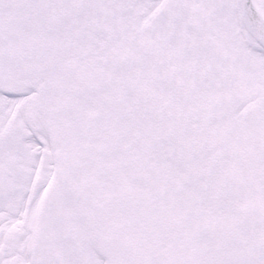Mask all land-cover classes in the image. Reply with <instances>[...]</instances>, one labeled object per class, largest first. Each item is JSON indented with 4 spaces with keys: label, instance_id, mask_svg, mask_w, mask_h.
Listing matches in <instances>:
<instances>
[{
    "label": "snow or ice",
    "instance_id": "snow-or-ice-1",
    "mask_svg": "<svg viewBox=\"0 0 264 264\" xmlns=\"http://www.w3.org/2000/svg\"><path fill=\"white\" fill-rule=\"evenodd\" d=\"M0 264H264V0H0Z\"/></svg>",
    "mask_w": 264,
    "mask_h": 264
}]
</instances>
